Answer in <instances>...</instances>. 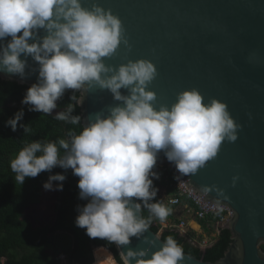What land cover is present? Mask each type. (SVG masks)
<instances>
[{
    "label": "clouds",
    "instance_id": "1",
    "mask_svg": "<svg viewBox=\"0 0 264 264\" xmlns=\"http://www.w3.org/2000/svg\"><path fill=\"white\" fill-rule=\"evenodd\" d=\"M41 29L46 35H40ZM123 33L120 18L96 2L89 9L81 0H0V72L23 78L28 57L39 65L37 82L21 100L28 111L52 115L66 90H73L70 99L75 105L54 118L81 126V116L72 112L94 85L110 90L114 100L123 102L110 108L107 116L96 113L79 132L70 130L68 139L24 145L10 161L14 180L21 185L26 178L51 172L56 166L72 169L79 177V198L87 201L77 206L76 226L90 238L117 246L139 238L152 218L164 221L170 214L162 203H149L158 192L153 183L160 178L153 171L158 152L164 150L179 173L195 174L217 157L222 142L238 139L240 128L226 103L215 98L205 102L195 88L179 92L170 107L161 105L157 110L156 93L147 90L158 74L150 60H129L118 68L103 62L121 42L128 44ZM109 72L113 74L102 77ZM122 88L129 94L123 95ZM24 115L21 108L5 121V127L15 132L19 125L28 132V125L20 123ZM65 179L64 174L49 175L43 188L63 190ZM142 205L149 210L148 220L137 216ZM146 255L147 250L129 249L121 253V259L123 264L137 257L136 264H181L184 257L182 246L172 236L151 258L143 259Z\"/></svg>",
    "mask_w": 264,
    "mask_h": 264
},
{
    "label": "water",
    "instance_id": "2",
    "mask_svg": "<svg viewBox=\"0 0 264 264\" xmlns=\"http://www.w3.org/2000/svg\"><path fill=\"white\" fill-rule=\"evenodd\" d=\"M93 2L120 18L128 41L103 62L118 68L129 60H150L158 74L147 90L156 93L157 110L170 107L179 92L195 88L205 102L215 98L226 103L240 125L238 139L222 142L217 157L195 174L179 173L164 150L157 154V165L176 172L206 203L231 212L223 225L232 241L224 256L206 262L183 252L181 264H264V0H81L89 9ZM40 35L46 32L41 29ZM38 68L28 57L23 78L0 72V80L30 87L37 82ZM117 105L123 102L114 100L110 90L94 85L78 106L82 126L96 113L107 116ZM137 216L144 219L142 208ZM164 243L149 227L128 245L113 244L122 261L121 253L129 249L147 250L143 259H149Z\"/></svg>",
    "mask_w": 264,
    "mask_h": 264
},
{
    "label": "trees",
    "instance_id": "3",
    "mask_svg": "<svg viewBox=\"0 0 264 264\" xmlns=\"http://www.w3.org/2000/svg\"><path fill=\"white\" fill-rule=\"evenodd\" d=\"M28 88L0 80V264H62L60 257L63 255L66 256L67 264H94V251L102 247L114 255L118 264H123L113 243L90 238L85 229L76 226L75 219L79 214L77 206H83L87 201L79 198V177L73 175L72 169L64 170L56 166L51 172L44 171L35 178H26L22 185L15 182L10 161L24 145L36 140L68 139L67 133L70 130L79 132L82 126L78 106H74L72 115L81 116V126L56 120L55 114L47 116L41 112L28 111L29 106L21 104ZM75 94L79 96L78 92ZM72 95L73 91H66L57 101L58 112L65 111L70 104L75 105L70 99ZM21 108L25 115L20 123L28 125L29 131L26 133L19 125L15 132L10 127H5V121ZM57 173L64 174L66 179L62 182L63 190H58L55 217L50 225L35 227L26 218V213L32 206L41 204L43 183L48 180L49 175ZM169 179L170 196H178L173 173H170ZM58 183L61 182L53 181L54 185ZM153 183L158 190L166 185L165 182ZM153 202L160 201L156 197L154 201H149ZM169 209L170 214L166 219L173 220L172 209ZM142 214L145 220L150 218L149 210L143 205ZM160 222L162 221L152 218L149 227L159 233L161 226L155 224ZM209 225L211 224L202 222L206 234L212 233V226ZM161 235L165 242L168 236H172L182 246L184 253L206 262L221 259L232 243L230 232L224 229L216 242L205 250L198 246L203 237L196 240L193 232L182 235L176 230L167 229Z\"/></svg>",
    "mask_w": 264,
    "mask_h": 264
},
{
    "label": "built area",
    "instance_id": "4",
    "mask_svg": "<svg viewBox=\"0 0 264 264\" xmlns=\"http://www.w3.org/2000/svg\"><path fill=\"white\" fill-rule=\"evenodd\" d=\"M153 171L158 172L160 176L158 180L154 179L153 182L166 183V185H162L159 188L156 196L157 198L161 194V189L169 188L170 173H173L176 177V188L179 192L178 196L168 197V206L172 209L174 219L168 220V223L163 226L161 223L155 224L161 226L159 233L167 229L176 230L182 235L193 232L199 239L201 236L197 234L196 230L192 229L191 222H196L200 229H203L202 222H207L211 224L209 227L212 226V233L208 235V237L206 236V238L204 236L203 239L198 242V246L202 250L211 247L219 237L223 225L229 220L231 212L227 208L206 203L201 196L196 195L192 190L188 189L186 183L171 169L156 164ZM187 217H190L192 221H187ZM61 258L67 263L66 256L63 255Z\"/></svg>",
    "mask_w": 264,
    "mask_h": 264
},
{
    "label": "rangeland",
    "instance_id": "5",
    "mask_svg": "<svg viewBox=\"0 0 264 264\" xmlns=\"http://www.w3.org/2000/svg\"><path fill=\"white\" fill-rule=\"evenodd\" d=\"M55 113H57L56 109L53 110V114ZM169 190L170 188L161 189V194L158 196L159 201L167 208H170L168 206V197L170 196ZM58 193H59L58 190H45L43 188V196H42L41 204L37 206H32L31 208L28 209L26 213V218L29 221H31L35 227L47 226L52 223L55 217V207L57 205ZM186 220L192 221L190 217H187ZM160 223L163 226L164 224L168 223V220L165 219L164 221ZM192 229L196 230L194 228ZM196 231H197V234L200 235L201 237L205 236L206 238V236L208 237V235H211V234H206V232L200 228L197 229ZM195 239L198 240V237L195 236ZM60 259L62 261L61 262L62 264H67L61 257Z\"/></svg>",
    "mask_w": 264,
    "mask_h": 264
},
{
    "label": "bare ground",
    "instance_id": "6",
    "mask_svg": "<svg viewBox=\"0 0 264 264\" xmlns=\"http://www.w3.org/2000/svg\"><path fill=\"white\" fill-rule=\"evenodd\" d=\"M191 226L194 229H199V226L196 222H191ZM94 258L95 263L94 264H117L114 255L107 250L106 248H97L94 251Z\"/></svg>",
    "mask_w": 264,
    "mask_h": 264
},
{
    "label": "flooded vegetation",
    "instance_id": "7",
    "mask_svg": "<svg viewBox=\"0 0 264 264\" xmlns=\"http://www.w3.org/2000/svg\"><path fill=\"white\" fill-rule=\"evenodd\" d=\"M58 112V111H57ZM56 114V113H55Z\"/></svg>",
    "mask_w": 264,
    "mask_h": 264
},
{
    "label": "crops",
    "instance_id": "8",
    "mask_svg": "<svg viewBox=\"0 0 264 264\" xmlns=\"http://www.w3.org/2000/svg\"><path fill=\"white\" fill-rule=\"evenodd\" d=\"M197 230V229H196Z\"/></svg>",
    "mask_w": 264,
    "mask_h": 264
}]
</instances>
